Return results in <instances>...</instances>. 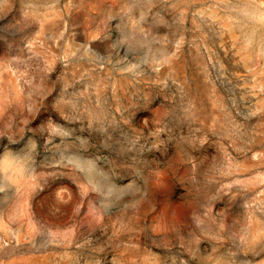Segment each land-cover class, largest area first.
Instances as JSON below:
<instances>
[{
    "label": "clouds",
    "instance_id": "1",
    "mask_svg": "<svg viewBox=\"0 0 264 264\" xmlns=\"http://www.w3.org/2000/svg\"><path fill=\"white\" fill-rule=\"evenodd\" d=\"M31 6L28 0H0V159L18 158L30 185L26 188L13 170H0V264H39L52 228L72 219L89 201L97 207L115 202L113 212L119 211L130 186L159 227L149 230L145 225L143 246L126 248L120 264H145L152 249L159 255L149 264H206L196 245L207 237L194 227L193 213L209 217L217 247L235 244L249 250L258 244L264 252V236L255 241L250 230L245 233L229 222L250 198L264 211V150L258 159L248 156L247 145L253 141L241 145L243 134L232 114L217 104L213 114L206 102L213 83L208 67L220 80L227 71L221 60L247 59V42L238 43L245 32L258 34L264 60V0L171 4L180 11L177 32L183 31L185 13L206 30L209 55L195 67L190 57L181 58L179 49L161 56L165 42L171 50L169 36L175 39L177 33L149 37L127 25L73 37L74 21L69 20L46 37V46L33 50L26 41L34 21L24 15ZM151 29L166 30L163 23H153ZM228 36L236 41L231 47ZM81 78L88 88L77 92ZM21 82L24 90L17 96ZM11 96L17 105L12 113L6 102ZM33 105L39 115L28 124ZM89 110L105 114V131L86 122ZM257 112L264 113V99L255 110L235 115L247 121ZM53 125L60 131L54 132ZM13 126L15 133L8 135ZM260 143L264 149V140ZM253 170L260 173L259 180L241 178ZM58 189L71 195L57 200ZM23 202L28 213L20 216L17 209ZM212 206L223 207L224 214L213 217L207 211ZM245 206L251 209L253 204Z\"/></svg>",
    "mask_w": 264,
    "mask_h": 264
},
{
    "label": "rangeland",
    "instance_id": "2",
    "mask_svg": "<svg viewBox=\"0 0 264 264\" xmlns=\"http://www.w3.org/2000/svg\"><path fill=\"white\" fill-rule=\"evenodd\" d=\"M28 2L32 6L24 15L34 21L35 30L31 32L26 42L33 50L46 46V37L62 23L72 20L74 21L73 37L77 32L87 37L89 33L93 35L100 32L106 33L111 31L113 26L127 25L129 31L135 30L138 35L147 32L149 37L160 38L168 36L169 32L177 33L175 39L169 36L171 50L167 42L160 49L162 57L170 56L173 51L179 49L181 58L190 57L195 67L202 59L206 61L209 55L205 49L211 47V44L208 41L206 30L200 26L199 19L193 22L191 14L185 13L183 31L177 32L180 11L170 7L176 0H28ZM207 2L211 3L212 0H207ZM149 4L152 6L148 7ZM65 5L68 6L65 7ZM153 23H163L166 28L165 32L153 31L151 29ZM234 34L239 35V31H234ZM226 38L229 39L228 47L236 42L231 39V36ZM245 41L249 46L245 54L247 59L241 60L240 56H236L229 63L221 60L220 63L227 71L220 80L215 79L218 72L208 67L207 71L211 74L210 78L213 83L209 87L206 102L209 112L213 114L217 111L213 108V104L223 106L232 114L235 124L240 126L239 132L243 134L241 145L244 141H253V144L247 145L251 149L247 155L255 160L264 150L260 143L264 140V113L257 112L256 115L249 116L247 121H244L243 116L236 117L235 114L236 112L246 114L249 110H255L257 102L264 99V60L260 59L258 34L250 30L245 32L244 40L238 43ZM213 51L216 49L213 48ZM28 54L31 55V53ZM8 59H12V56ZM18 59H23V57ZM238 60L240 63H235ZM8 67L13 68V65L9 64ZM2 70L3 66L0 65V71ZM182 70L189 71L187 66H183ZM19 87L20 92L16 94L17 96L21 95L24 90L23 82ZM75 87L77 92L84 91L88 88V81L81 78ZM0 98H4L2 92H0ZM15 100L16 96L6 98L10 113L14 112L17 107ZM3 107V103H0V111ZM36 109L37 106L33 105V119L27 121L28 124L35 123L39 115ZM89 112L86 122L101 132L105 131V114L92 110ZM15 122L16 118L13 117V125ZM0 130H2V125H0ZM15 131L13 126L7 129V134L13 135ZM53 131L60 130L53 125ZM5 167L13 170L19 179L25 180L26 188L30 187L24 177L23 165L18 158L0 159V170ZM241 178L257 181L260 179V173L253 170L244 173ZM82 190L87 189L82 186ZM128 191L129 197L119 211L113 212L115 202L107 207H97L89 201L72 219L52 228L41 246L39 264H120V261L127 255L124 251L126 248L130 246L141 248L145 225L151 230L154 227L158 228L159 224L138 199L135 186H130ZM70 195L71 193L67 190L58 189L55 198L63 200ZM253 196H257L255 191ZM101 203L103 204L104 201ZM248 203L253 204L251 209L245 206ZM260 208L261 205L250 198L235 211L229 222L238 223L245 233L250 230L253 239L258 241L261 236H264V211ZM207 211L213 217L224 214L223 207L212 206L208 207ZM17 213L20 216L27 215V202H23L18 207ZM208 220V216L193 213L194 227L207 237L206 243L196 245L199 254L205 257L206 264H257L258 261L264 259V252L259 251L258 244L249 250L238 248L235 244L217 247L216 241L212 239L213 233ZM158 255V250L152 249L151 253L145 254V264H149L152 258ZM179 259L185 261L186 257L180 256Z\"/></svg>",
    "mask_w": 264,
    "mask_h": 264
}]
</instances>
